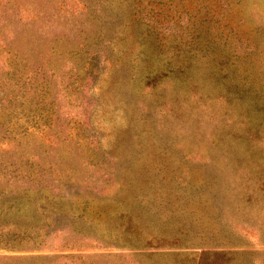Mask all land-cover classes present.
Masks as SVG:
<instances>
[{
    "label": "rangeland",
    "instance_id": "obj_1",
    "mask_svg": "<svg viewBox=\"0 0 264 264\" xmlns=\"http://www.w3.org/2000/svg\"><path fill=\"white\" fill-rule=\"evenodd\" d=\"M0 264H264V0H0Z\"/></svg>",
    "mask_w": 264,
    "mask_h": 264
},
{
    "label": "trees",
    "instance_id": "obj_2",
    "mask_svg": "<svg viewBox=\"0 0 264 264\" xmlns=\"http://www.w3.org/2000/svg\"><path fill=\"white\" fill-rule=\"evenodd\" d=\"M95 53V52H94ZM105 181H107L106 179H104ZM105 185H109V186H111V185H115V184H113L112 182H108V184H105Z\"/></svg>",
    "mask_w": 264,
    "mask_h": 264
}]
</instances>
